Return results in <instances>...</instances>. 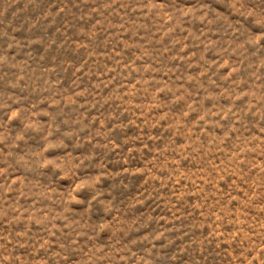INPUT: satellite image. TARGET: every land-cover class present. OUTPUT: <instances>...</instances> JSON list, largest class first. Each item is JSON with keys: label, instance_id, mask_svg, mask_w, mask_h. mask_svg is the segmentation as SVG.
I'll return each mask as SVG.
<instances>
[{"label": "rangeland", "instance_id": "374dc122", "mask_svg": "<svg viewBox=\"0 0 264 264\" xmlns=\"http://www.w3.org/2000/svg\"><path fill=\"white\" fill-rule=\"evenodd\" d=\"M0 264H264V0H0Z\"/></svg>", "mask_w": 264, "mask_h": 264}]
</instances>
